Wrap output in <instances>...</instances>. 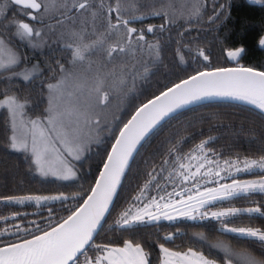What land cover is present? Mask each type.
Returning a JSON list of instances; mask_svg holds the SVG:
<instances>
[{"label":"snow or ice","instance_id":"1","mask_svg":"<svg viewBox=\"0 0 264 264\" xmlns=\"http://www.w3.org/2000/svg\"><path fill=\"white\" fill-rule=\"evenodd\" d=\"M256 4L264 3V0H253ZM9 3L22 9L20 14L33 21H37L40 28L31 25L15 17L8 20L7 10ZM204 5L200 0H195L187 13L181 10L178 14L173 5H162L159 10H153L152 15L162 16L166 24L175 23L177 19L186 21L199 18L202 15ZM223 6H221V9ZM138 11L139 6L122 8L120 0L115 4H105L104 0H4L0 3V27L4 29H15L12 33L15 37L28 40L33 47H40L44 42V35H57L64 40V48L71 50V58L66 67L58 64L60 77L55 83L47 84V106L43 113L35 118L27 116L26 108L30 101L21 98L17 94H8V89L0 93V108L6 109L9 114L8 146L14 151L31 152V162L37 169L47 175H58L60 179L70 180L77 177L71 161H79L93 142L92 130L101 126L99 114L95 109L107 106L111 96L106 90L109 85V77L116 76L113 69L109 73L102 74L99 69L93 73L95 61L91 57L103 50L108 59L119 53H147L153 59L160 56L159 43L147 41L144 29H137L129 25L139 17L129 14L125 18L124 13ZM219 17L216 12L210 21L214 22ZM113 20L115 22H113ZM52 22V23H49ZM103 31H99V28ZM163 30L165 25H160ZM47 29V32L44 30ZM147 33H153L155 27L149 25ZM40 37L37 42L34 38ZM94 37V38H89ZM115 39V43L109 41ZM259 46L264 47V36L258 41ZM107 45V47H104ZM246 49L243 46L229 50L228 58L236 60ZM198 55L204 61L209 57L203 50ZM23 63V57L10 45L0 33V75L8 73V79L13 76L21 77L24 81H30L34 76L41 73L38 64L31 67ZM135 64L132 72L135 73ZM18 69V70H17ZM82 69V70H81ZM148 71L147 66L144 72ZM128 72L127 66L120 69V75L116 76V85L122 86L126 80L122 77ZM135 78V76H133ZM114 85L113 87H115ZM210 96H227L234 99L247 101L262 112H264V71L253 67L215 68L212 71H197L194 75L174 83L161 91L159 95L142 103L136 109L131 118L119 129L115 142L111 145V151L107 153V159L103 162V168L91 188V194L83 201L75 211L67 218H61L62 222H56L49 209L46 229L40 224L29 221L39 232V235L31 234V239H21L19 242L3 243L0 246V264H150V253L145 251L140 243L133 244L129 240L123 242V246H112L111 244H97L94 241L95 234L109 212V206L117 193L126 170L134 153L142 145L149 134L170 114L178 109ZM87 130V131H86ZM202 141L196 146L195 151L204 153L195 172L190 171V165L181 163L183 160L197 159L195 155L187 154L183 157L175 156V166L169 172L165 181L171 180L173 191L167 192L166 185H162L158 177L165 171L161 166L159 170L153 169L148 173L149 179L140 187L139 193L132 197V203L124 209L116 221L121 228H128L149 222H158L161 219L175 220L178 217H186L191 220L214 219L220 222V227L229 233L248 238L253 243H259L264 249V229L251 226H232L231 219L243 214L249 217L259 215L264 217V210L260 206L255 207H228L223 210L209 212V206L218 201H230L237 196H250L254 193L264 194V177L259 180H237L232 178L231 183H218L217 187H204L199 190L200 175L219 176L220 172H207L201 174L205 163L219 162L207 160L205 146L210 140ZM100 143L98 138L95 139ZM59 145V147H57ZM211 151V150H209ZM176 152L170 149L169 154ZM215 155V153H212ZM58 161L56 170L52 168V160ZM169 163L165 159L162 165ZM243 167H240V164ZM226 171L231 174L233 168L236 173L249 172L258 168L264 173V156L258 159L245 158L242 162L225 160ZM175 176L180 178L177 183ZM223 179H228L227 176ZM195 181L191 188L184 187L185 182ZM213 183H217L213 181ZM180 187V191H176ZM163 195L150 196L149 191ZM193 193V194H189ZM80 193H59L55 196H0V203L24 204L26 201H35L39 204L42 200L67 201L75 200ZM179 197V199H173ZM163 202V203H161ZM255 203V202H253ZM167 209H172L175 215L170 214ZM21 213H12L10 217L0 216V220H7L21 216ZM56 223V226H53ZM16 232H20L19 225H13ZM30 232V229H23ZM8 233L5 227L0 231V236ZM174 234H168L164 239L172 240ZM202 241L206 240L203 233H194ZM213 249H220L224 253L223 264H234V258L242 261V264H264V259L254 255L252 252H237L225 245L222 241L209 242ZM89 251L95 253L89 256ZM159 252L162 259L160 264H219L216 259H211L203 252L188 248L187 251H173L159 244ZM81 257L83 260L81 261Z\"/></svg>","mask_w":264,"mask_h":264},{"label":"trees","instance_id":"2","mask_svg":"<svg viewBox=\"0 0 264 264\" xmlns=\"http://www.w3.org/2000/svg\"><path fill=\"white\" fill-rule=\"evenodd\" d=\"M104 2L106 5L115 4V0ZM200 2L204 8L199 18L188 21L177 19L175 23L166 24L162 16L152 15V11L159 10L162 5H173L177 14L181 10L187 13L195 0H120L122 8L139 6L138 11L124 13L125 18L129 14L139 17L129 26L144 29L148 42H158L160 56L153 59L146 52H128L114 54L108 59L106 53L101 50L91 57L95 61L93 73L99 69L102 74H106L115 69L116 76H119L120 69L124 66H127L128 72L122 77L126 80L122 86L116 85V76L109 77L106 90L110 92L111 98L107 106L98 108L101 126L94 130L93 142L89 144L82 158L75 162L77 177L73 180L35 177L30 159L9 149L7 113L4 110L0 111V196L81 194L75 200L70 198L67 201L56 200L39 204L26 201L24 204L7 205L0 203V216L22 214L7 222L0 220V231L8 228V233L0 236V246L3 243L29 239L32 233L40 234L29 221H35L42 229H46L49 209H52V216L56 222H60L61 218L74 211L91 190L120 127L139 105L165 90L166 86L170 87L197 71L206 69L246 66L264 71V47L258 44L261 36H264V3L256 4L251 0H200ZM21 12L20 7L10 4L6 13L8 19L4 20V23L15 17L31 22L37 28L41 27L37 21L25 17L20 14ZM216 12H219V17L214 22L210 21L209 18ZM162 24L165 25L163 30L159 28ZM149 25L155 27L153 33H147ZM1 28L3 27H0V33L6 40H10V44L23 57L20 67L35 62L42 74L34 76L30 81H24L17 76L8 79L9 74L3 73L0 75V93L8 89L9 95L17 94L21 100L27 98L30 101V106L26 108L27 113L30 117L39 116L47 104V84L60 77L58 64L68 66L71 50L64 48L65 41L59 38L58 33L44 35L41 46L33 47L29 41L20 40L15 36L9 37L11 29ZM98 30L103 31V28ZM44 31L47 32V29ZM40 39L37 37V42ZM115 42V39L109 41ZM240 46H243L246 52L236 60L228 58L227 52ZM200 50L208 55V61H204L198 55ZM134 64L135 73L132 72ZM145 66L148 68L146 73ZM114 85L116 86L113 87ZM209 137L214 139L205 146V153L216 160L243 161L246 157L258 159L264 156V113L238 102L214 101L186 108L159 124L142 142L131 159L105 222L94 238L95 243L112 246H123L125 240L133 244L140 243L145 251L150 253V264H159L161 261L159 244L179 252L192 248L223 264V251L210 247L209 242L215 241H222L237 252L249 251L264 259V249L259 243H253L235 233L225 232L220 227V222L214 219L159 220L128 228H121L116 223L120 213L132 203V197L138 195L140 187L149 179L150 171L154 168L159 170L163 166L165 171L158 180L161 184L172 185L171 180L165 181L164 178L168 177L175 166V156L183 157L198 153L199 151H195L196 146ZM96 138L100 140L99 144L95 142ZM173 148L176 152L170 155L169 150ZM165 159L169 160V163L162 165ZM180 162L190 165V169L193 167L192 160L182 159ZM174 178L176 182L180 179L175 175ZM151 193L157 192L150 190L149 195ZM215 205L243 208L260 206L264 210V194L237 196L230 201L217 202ZM229 219L230 227L251 226L264 229V217L259 215L249 217L243 214ZM13 225H19L21 231L17 233ZM54 225L56 223H53ZM23 229L31 231L25 232ZM194 233H203L206 240L202 241ZM168 234H174L173 239L166 241L164 237ZM234 264H242V261L234 258Z\"/></svg>","mask_w":264,"mask_h":264},{"label":"rangeland","instance_id":"3","mask_svg":"<svg viewBox=\"0 0 264 264\" xmlns=\"http://www.w3.org/2000/svg\"><path fill=\"white\" fill-rule=\"evenodd\" d=\"M251 1H253V0H251ZM3 2H4V0H0V3H3ZM9 6H10V4L8 5V10H9ZM8 10H7V11H8ZM21 20H23V19H21ZM23 21L26 22L25 20H23ZM28 23H30L31 25H33L31 22H28ZM6 24H7V23H6ZM1 29L4 30V28H1ZM5 30H6V29H5ZM14 31H15V29H11V33H10V36H9V37H11V38H15V37H13L14 35H12V33H13ZM18 39H19V38H18ZM35 39H36V41H37V37H35ZM20 40H23V39H20ZM24 41H28V40H24ZM10 45H11V47H12L13 49L16 50V48L13 47L12 44H10ZM231 60H232V59H231ZM33 64H36V63L33 62V63H31L30 65H27V66H28V67H31ZM24 66H25V65H24ZM24 66H22V67H24ZM17 70H18V69H17ZM0 71H1V70H0ZM52 83H55V81L52 82ZM47 96H48V93H47ZM1 99H3V98H1ZM46 106H47V104H46ZM98 108L100 109V107H97V108L95 109V113H97V114H99V111H100ZM2 110L6 111V109H4V108H0V111H2ZM26 111H27V110H26ZM6 113H7V123H8V121H9V114H8L7 111H6ZM27 116L30 117L28 113H27ZM35 117H36V116H35ZM35 117H31V118H35ZM8 127H9V124H8ZM94 130H95V129L92 130V134H93ZM86 131H87V130H86ZM9 135H10V132H9ZM57 147H59V145H57ZM9 149H10L11 151H13V152H18V153H22V154H24V155L27 156V157L30 159V161H31V152H20V151H14V150H12L10 147H9ZM84 153H85V152H84ZM84 153H83V154H84ZM194 155L197 157V159H193V160H192L193 167L190 169V171H192V172H195V171H196V168L199 166L200 163H204V160H203V159H200V157H202V156L204 155L203 153H201V152L196 153V152H195ZM82 156H83V155H82ZM81 158H82V157H81ZM207 160L214 161V162L218 161V162H219V167H217V164H216V163H210V164H209V163H205V167L202 168V169L200 170V171H201V174L204 173V172H207L208 169L211 168L213 173L219 171V172H220V175H219V176H215V175L203 176V175H200V177H199V185H200L199 190H200V191H203V190H204V187H209V188L217 187V186H218V183H231L233 177H234L235 179H237V180H259V179H261L262 177H264V173H262V172L260 171V169H258V168H253L251 171H249L250 174H247V172L236 173V172H235V169L233 168L231 174H229L228 171L224 170V169H226V166L224 165V161L216 160V159L212 158L208 153H207ZM69 162H70V163L72 164V166L74 167V166H75V162H77V161H71V159L69 158ZM241 162H242V161H241ZM31 165H32V173H33V175H34L35 177H38V178H41V179H55V180H61V181H70V180H73V179H74V178H73V179H70V180H63V179H60V178L58 177V175H52L51 172H49V174H47V175H43V174L37 169L36 165H34L32 162H31ZM57 166H58V161H56L55 158H53V160H52V168H53V170H56ZM239 166H240V167H243V164L241 163ZM74 169H75V167H74ZM75 171H76V170H75ZM225 176H227L228 179H223V177H225ZM213 181H216L217 183H213ZM179 182H180V179L177 180V183H179ZM194 182H195V181L185 182L183 186H184V187H187V188H191V187H192V183H194ZM162 185H166V191H167V192H172V191H173V186H172L171 184L169 185L168 183H167V184H163V183H162ZM175 190L178 192V191H180L181 189H180V187H176ZM163 194H164V192L151 193L150 196H158V195H163ZM189 194H193V193H189ZM173 199H179V197H173ZM52 201H56V200H42L40 203H44V202H52ZM27 202H28V201H27ZM32 202H35V201H32ZM218 202H220V201H218ZM161 203H163V202H161ZM215 203H217V202H215ZM215 203H214V205L209 206V208L207 209V211L212 212V211L223 210V209H226V208H228V207H238V206H216ZM166 211H168L170 214L175 215V212H174L172 209H167ZM178 219H188V218H186V217H178V218L175 219V220H178ZM209 219H211V218H209ZM161 220H165V219H161ZM189 220H191V219H189ZM200 220H201V219H196V220H194V221H200ZM172 221H174V220H172ZM184 251H187V250H184ZM184 251H180V252H184ZM161 259H162V256H161ZM160 262H161V261H160Z\"/></svg>","mask_w":264,"mask_h":264},{"label":"water","instance_id":"4","mask_svg":"<svg viewBox=\"0 0 264 264\" xmlns=\"http://www.w3.org/2000/svg\"><path fill=\"white\" fill-rule=\"evenodd\" d=\"M19 7V6H18ZM234 67H239V66H230V67H221V68H234ZM243 67H246V66H243ZM213 69H206V70H201V71H212ZM258 70V69H257ZM259 71H262V70H259ZM195 74V73H194ZM194 74H192V75H194ZM186 79V78H185ZM178 83V82H177ZM172 86V85H171ZM170 86V87H171ZM164 91V90H163ZM157 95H159V93L157 94ZM156 96V95H155ZM152 98H154V97H152ZM152 98H150V99H152ZM214 101H230V102H238V103H242V104H245V105H248V106H251V107H253V108H256L257 110H259V111H261L258 107H256L255 105H253V104H251V103H249V102H247V101H242V100H238V99H234V98H232V97H227V96H210V97H206V98H203V99H201V100H198V101H195V102H193V103H190V104H188V105H185L184 107H182V108H180V109H178L176 112H174V113H172V114H170L168 117H166L163 121H161L160 122V124L162 123V122H164L166 119H168L169 117H171L172 115H174V114H176V113H178V112H180V111H182V110H184V109H186V108H189V107H192V106H195V105H198V104H202V103H206V102H214ZM147 102V101H146ZM146 102H144V103H146ZM134 112H135V110L133 111V113L129 116V118L126 120V122L131 118V116L134 114ZM262 112V111H261ZM264 113V112H263ZM125 122V123H126ZM159 125V124H158ZM157 125V126H158ZM121 127H123V125L121 126ZM120 127V128H121ZM119 134V131H118V133H117V135ZM116 135V136H117ZM115 142V138H114V140H113V142H112V144ZM111 151V147H110V149H109V151L108 152H110ZM135 154V153H134ZM133 158V157H132ZM107 159V156H106V158H105V160ZM104 160V161H105ZM102 168H103V164H102V166H101V168H100V170H102ZM100 170H99V172H100ZM99 177V173H98V175H97V177H96V179ZM123 179V178H122ZM96 181V180H95ZM95 186V182H94V184H93V186L92 187H94ZM120 186V185H119ZM119 186H118V188H117V191H118V189H119ZM91 194V190L89 191V193L86 195V197L83 199V201L85 200V199H87V196L88 195H90ZM117 194V193H116ZM115 197H116V195L113 197V201H112V203H111V205L109 206V211H110V209H111V206H112V204H113V202H114V199H115ZM83 201L81 202V204H83ZM80 204V205H81ZM79 205V206H80ZM78 206V207H79ZM75 211V210H74ZM109 213V212H108ZM108 213L106 214V216H105V219H106V217H107V215H108ZM71 214V213H70ZM69 214V215H70ZM67 218V216L65 217V219ZM60 222H62V221H60ZM103 224V223H102ZM54 226H56V225H54ZM102 226V225H101ZM101 226H100V228H101ZM99 228V229H100ZM99 231V230H98ZM39 235V234H38ZM96 235L97 234H95V236H94V238L96 237ZM29 239H31V238H29Z\"/></svg>","mask_w":264,"mask_h":264},{"label":"flooded vegetation","instance_id":"5","mask_svg":"<svg viewBox=\"0 0 264 264\" xmlns=\"http://www.w3.org/2000/svg\"><path fill=\"white\" fill-rule=\"evenodd\" d=\"M120 247H122V246H120ZM88 255H89V256H94L95 253H90V251H89ZM82 260H83V257H81V261H82ZM159 264H160V263H159Z\"/></svg>","mask_w":264,"mask_h":264}]
</instances>
